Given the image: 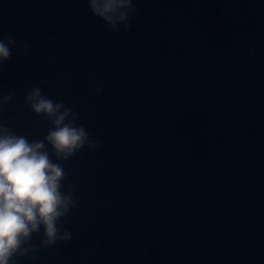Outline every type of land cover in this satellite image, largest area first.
I'll use <instances>...</instances> for the list:
<instances>
[{
	"label": "water",
	"instance_id": "water-1",
	"mask_svg": "<svg viewBox=\"0 0 264 264\" xmlns=\"http://www.w3.org/2000/svg\"><path fill=\"white\" fill-rule=\"evenodd\" d=\"M135 7L114 33L86 0H0L9 126L46 131L17 114L38 85L99 143L64 162L72 239L18 264H264V0Z\"/></svg>",
	"mask_w": 264,
	"mask_h": 264
},
{
	"label": "clouds",
	"instance_id": "clouds-1",
	"mask_svg": "<svg viewBox=\"0 0 264 264\" xmlns=\"http://www.w3.org/2000/svg\"><path fill=\"white\" fill-rule=\"evenodd\" d=\"M88 9L104 27L114 33L131 31L130 19L137 14L135 0H86ZM17 40L0 33V69L12 55ZM23 50L28 51L26 44ZM97 95L103 87L93 89ZM15 98V91L0 92V264H18L20 259L35 258L48 249L72 239L65 227L67 217L79 199L74 185L64 188L67 174L64 162L85 148L99 147L86 128L79 124V113L53 99L38 85L29 87L17 114L25 109L46 121L42 134L30 138L18 134L4 113ZM39 237V247L32 243Z\"/></svg>",
	"mask_w": 264,
	"mask_h": 264
}]
</instances>
